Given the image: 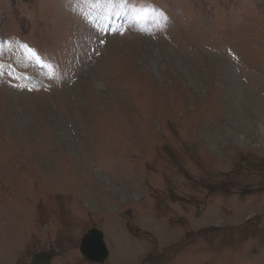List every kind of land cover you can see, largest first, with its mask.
<instances>
[{"label": "rangeland", "instance_id": "1", "mask_svg": "<svg viewBox=\"0 0 264 264\" xmlns=\"http://www.w3.org/2000/svg\"><path fill=\"white\" fill-rule=\"evenodd\" d=\"M221 2L0 0V264H264V0Z\"/></svg>", "mask_w": 264, "mask_h": 264}, {"label": "water", "instance_id": "2", "mask_svg": "<svg viewBox=\"0 0 264 264\" xmlns=\"http://www.w3.org/2000/svg\"><path fill=\"white\" fill-rule=\"evenodd\" d=\"M81 251L88 261L102 263L107 258V251L103 242V237L97 230L90 231L81 244ZM51 256L38 254L33 264H50Z\"/></svg>", "mask_w": 264, "mask_h": 264}, {"label": "bare ground", "instance_id": "3", "mask_svg": "<svg viewBox=\"0 0 264 264\" xmlns=\"http://www.w3.org/2000/svg\"><path fill=\"white\" fill-rule=\"evenodd\" d=\"M260 105H261V104H260ZM256 110L258 111L257 113L260 115L261 119L263 120V124H264V107H263V108L258 107ZM137 135H138V134H137ZM146 135H147V134H146ZM261 167H262V170H263V172H264V164H262Z\"/></svg>", "mask_w": 264, "mask_h": 264}]
</instances>
